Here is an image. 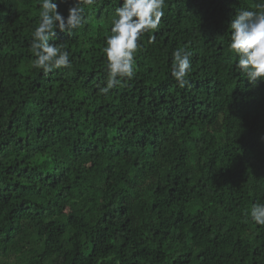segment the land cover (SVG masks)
I'll return each mask as SVG.
<instances>
[{"label":"trees","instance_id":"16d2710c","mask_svg":"<svg viewBox=\"0 0 264 264\" xmlns=\"http://www.w3.org/2000/svg\"><path fill=\"white\" fill-rule=\"evenodd\" d=\"M40 2L0 0V264H264L250 216L264 203V83L229 48L232 19L260 0H166L135 76L107 95L120 0L57 32L72 67L48 74L31 66ZM177 49L191 53L183 87Z\"/></svg>","mask_w":264,"mask_h":264},{"label":"clouds","instance_id":"9594fccd","mask_svg":"<svg viewBox=\"0 0 264 264\" xmlns=\"http://www.w3.org/2000/svg\"><path fill=\"white\" fill-rule=\"evenodd\" d=\"M69 2L67 16L58 11V0H41L39 4V21L30 43L35 57L31 66L44 74L72 67L69 52L50 41L57 39V32L72 35L83 27L87 23L85 8L94 5L96 0H59V3ZM165 4L166 0H120L111 34L102 49L107 58V80L106 86L99 89L101 93L107 95L135 76V58L142 38L158 30L165 15ZM255 7L256 10H240L232 19L229 44L238 58L236 69L252 86L264 83V0ZM190 56L191 53L183 49L173 52L171 75L181 87L192 71ZM250 216L256 225L264 227V203L253 204Z\"/></svg>","mask_w":264,"mask_h":264},{"label":"bare ground","instance_id":"6f19581e","mask_svg":"<svg viewBox=\"0 0 264 264\" xmlns=\"http://www.w3.org/2000/svg\"><path fill=\"white\" fill-rule=\"evenodd\" d=\"M95 6V5H94ZM95 11V10H94ZM94 13V12H93ZM93 18V17H92ZM104 19V18H103ZM112 21V20H111ZM89 25V24H88ZM90 27V26H89ZM96 27V26H95ZM109 28V27H108ZM97 29V28H96ZM105 31V30H104ZM82 36H83V34H82ZM70 40V39H69ZM84 40V39H83ZM82 41V40H81ZM57 43V42H56ZM95 55V54H94ZM94 59V58H93ZM85 78V77H84ZM38 87H39V85H38ZM44 95V94H43ZM172 99V98H171ZM200 100V99H199ZM32 101V100H31ZM196 101V100H195ZM195 103V102H194ZM260 104V103H259ZM256 105V104H255ZM258 106V105H257ZM1 107V106H0ZM29 112V111H28ZM205 112V111H204ZM216 115V114H215ZM216 117V116H215ZM39 118V117H38ZM223 118H224V116H223ZM209 119V118H208ZM215 122V121H214ZM216 124V123H215ZM249 128V127H248ZM252 128V127H251ZM245 129V128H244ZM256 130V129H255ZM8 152V151H7ZM5 153H6V151H5ZM4 154V153H3ZM8 154V153H7ZM20 156V155H19ZM120 159V158H119ZM1 160V159H0ZM125 178V177H124ZM118 208V207H117ZM121 209V208H120ZM118 210V209H117ZM114 211H115V209H114ZM117 212V211H116ZM122 212V211H121ZM150 213V212H149ZM122 214V213H121ZM120 214V215H121ZM132 224V223H131ZM115 225V224H114ZM120 225V224H119ZM104 262V261H103ZM102 262V263H103ZM132 262V261H131ZM130 262V263H131ZM139 262V261H138ZM189 262V261H188ZM220 262V261H219ZM105 263V262H104ZM127 263V262H126ZM166 263V262H165ZM191 263V262H190ZM189 263V264H190ZM187 264V263H186Z\"/></svg>","mask_w":264,"mask_h":264}]
</instances>
